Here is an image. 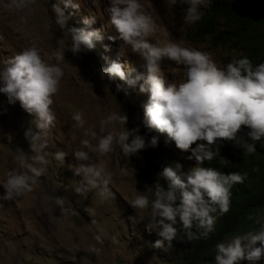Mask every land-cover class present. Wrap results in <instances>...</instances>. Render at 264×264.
<instances>
[{"label": "rangeland", "instance_id": "rangeland-1", "mask_svg": "<svg viewBox=\"0 0 264 264\" xmlns=\"http://www.w3.org/2000/svg\"><path fill=\"white\" fill-rule=\"evenodd\" d=\"M140 2L156 24V31L147 37L149 42L173 41L196 48L209 53L221 67L239 55L234 42H224L218 34L191 40L188 34L195 23L183 22V9L187 5H170L167 0ZM52 4L64 10L68 17L66 27L85 31L102 29V38H94L91 49L73 55L67 48L71 44L69 34L55 23ZM107 6L108 0H100L98 6L92 0H27V7L16 11L9 0H0V68L22 49L36 46L42 58L60 67L63 73L58 91L52 97L50 108L55 120L43 133L47 146L42 153L31 151L24 136L27 128L34 129L31 124L34 117L18 101L8 104L5 95L0 93V184L13 171H21L17 159L19 149L32 158L29 163L34 167L45 168L44 174L35 178L31 191L10 200L0 198V264H177L178 256L186 249L184 237L173 240L171 247L165 244L162 248H153L152 242L158 237L155 232L145 230L146 217H138L130 205L137 194L151 195V186L158 180L156 173L162 152L169 154L181 169L190 168L193 159H187L190 153L177 149L174 142H166L165 134L146 132L141 121L147 93H140L119 77L101 78V71L111 61L122 66L127 61L137 71L145 70L143 58L128 46H122L123 41L105 10ZM208 9L209 4L202 8V15ZM88 15L95 16L91 25L83 23ZM109 35L114 40L109 41ZM121 46L124 55L119 54ZM160 67L170 82H183V66L162 59ZM77 111L82 113V126H77L72 119ZM112 112L127 115V128L139 125L146 142L150 136H157V145L128 158L123 157L119 147L106 154H91L92 165L104 167L112 195L101 197L97 189L77 194L74 188L81 177L74 175L72 169L81 161L76 160L73 152L87 151L80 141L89 139L88 130H97L100 121ZM105 127L106 131L121 130L119 124ZM90 143L94 146L97 140L90 139ZM58 151L66 153L63 161L55 159ZM38 154L44 156L46 163L35 160ZM3 194L4 188L0 185V197ZM57 197L64 198L65 207L70 211L60 212L55 203ZM259 215L264 219V210ZM255 230L232 235L227 241ZM98 235L99 241L95 239ZM240 264L249 262L242 260ZM257 264H264V259Z\"/></svg>", "mask_w": 264, "mask_h": 264}, {"label": "clouds", "instance_id": "clouds-1", "mask_svg": "<svg viewBox=\"0 0 264 264\" xmlns=\"http://www.w3.org/2000/svg\"><path fill=\"white\" fill-rule=\"evenodd\" d=\"M9 2L16 11L27 7V0ZM92 2L98 6L100 0ZM167 2L170 5H187L183 9V22L192 24L201 19L202 8L210 5L211 0ZM51 10L56 25L69 34L71 44L67 48L73 55L91 49L94 38H102V29L85 31L66 27L68 17L58 4H52ZM105 10L123 41L122 46H128L131 52L143 58L145 70L137 71L127 61L123 66L120 62L111 61L101 71V78L105 75L109 80L114 76L119 77L128 86L138 88L140 93H147L141 121L146 132L154 130L159 135L165 134L166 142H174L177 149L190 153L187 159H193V165L184 171H180L179 163L174 167H163L161 171L158 166V180L151 186V195L146 192L137 194L130 205L138 217H146L145 230L155 232L158 237L152 242L153 248H162L165 244L171 247L173 240L179 241L182 237L191 240L197 234L206 236L213 229L216 214H223L229 208L231 185L242 182L244 175L227 173V169L203 163L219 152L222 141H231L234 146L251 153L255 151L254 142L264 137V62L253 65L249 58L241 54L234 39L225 40L223 36L224 42H234V47L239 51L237 58L231 59L224 67L217 65L209 53L181 46L178 42L151 43L147 37L156 31V24L140 0H108ZM94 22L93 15L83 19V23L88 25ZM191 30L188 36L195 40L190 36ZM107 39L112 41L114 37L109 35ZM122 46L119 48L120 55L125 54ZM162 59L185 68L183 82L177 84L169 81L161 71ZM4 63L5 66L0 68V93L5 95L8 104L18 101L20 107L34 117L31 124L35 130L33 127L27 128L24 136L31 151L42 153L47 146L43 133L53 126L55 120L50 105L58 91L62 69L44 60L36 46L22 49ZM72 119L77 126L84 124L80 111L73 113ZM126 123L125 113L112 112L100 121L97 130H88L89 139L80 141L87 151L73 152L76 160L81 161L72 169L74 175L81 177L74 188L75 193L84 194L97 189L101 197L112 195L104 167L93 166L91 154H106L119 147L123 157L128 158L139 150L157 145V136H150L146 142L145 135L140 134L139 125L127 128ZM108 124H119L121 130L106 131ZM90 139H96L97 143L93 146ZM65 155V152L58 151L55 159L63 161ZM17 159L21 171H13L0 184L4 188L3 197L0 198L4 200L31 191L35 178L45 172L44 167H34L29 163L32 158L21 149L18 150ZM35 160L46 163L40 154L36 155ZM55 203L62 214L70 211L65 207L64 198L57 197ZM255 222L258 228L254 232L237 235L227 241L235 235L232 234L217 243L214 261L211 258L206 264H240L242 260L257 264L264 259V219L257 217ZM95 239L99 241L101 237L98 235Z\"/></svg>", "mask_w": 264, "mask_h": 264}, {"label": "trees", "instance_id": "trees-1", "mask_svg": "<svg viewBox=\"0 0 264 264\" xmlns=\"http://www.w3.org/2000/svg\"><path fill=\"white\" fill-rule=\"evenodd\" d=\"M191 31L190 36L195 40L214 36L216 32L220 40L222 36L225 40L234 39L241 54L253 65L264 62V0H211L209 9ZM254 143L255 151L249 153L231 141H222L219 152L204 161L203 164L227 169V173L238 172L244 179L231 185L229 208L223 214H216L211 232L206 236L197 234L191 240L184 237L186 249L178 256L177 264H206L211 258L214 261L217 243L232 234L258 227L256 218H260L259 211L264 210V137ZM174 165L175 161L162 152L160 171Z\"/></svg>", "mask_w": 264, "mask_h": 264}]
</instances>
